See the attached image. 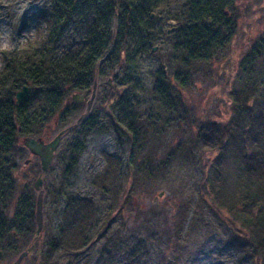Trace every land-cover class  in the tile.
<instances>
[{
    "label": "trees",
    "instance_id": "trees-1",
    "mask_svg": "<svg viewBox=\"0 0 264 264\" xmlns=\"http://www.w3.org/2000/svg\"><path fill=\"white\" fill-rule=\"evenodd\" d=\"M181 1L186 6L174 45L177 65L165 63L168 69L158 72L156 97L165 104L168 91L187 89L189 74L198 67H204L212 79L222 78L214 110L221 114L227 109L228 116L205 120L197 135L200 145L215 155L201 188L211 211L248 245L251 264H264V0L256 10V23L247 20L253 13L242 10L245 0H52L40 16L39 38L7 54L0 71L2 256L12 250L8 237L31 236L36 225L35 203L28 194L17 200L13 217L8 216L18 163L26 150L20 139L41 138L72 99L71 93L93 88L102 73L101 63L108 65L115 86L119 76L115 67L127 64L131 49L143 52L150 42V11ZM219 56L223 58L218 60ZM24 85L34 91L17 104L16 92ZM119 98L111 94L109 103H118ZM93 126L90 116L80 122V132L87 134ZM135 145L132 142L127 158L109 156L106 171L96 183L102 190L117 192L125 166H135ZM82 151L83 143L77 140L70 147L68 170L76 166ZM95 220L92 198L65 194L59 221L48 237V254L58 248L73 252L88 248L100 230ZM121 248L109 239L94 264H114Z\"/></svg>",
    "mask_w": 264,
    "mask_h": 264
},
{
    "label": "rangeland",
    "instance_id": "rangeland-1",
    "mask_svg": "<svg viewBox=\"0 0 264 264\" xmlns=\"http://www.w3.org/2000/svg\"><path fill=\"white\" fill-rule=\"evenodd\" d=\"M262 2H243L242 10L254 14L248 16L251 23H256V10L263 7ZM50 5L52 0H0V71L7 54L39 38L40 16ZM185 6L181 1L150 11V42L143 52L131 49L127 64L115 67L119 74L115 86L108 65L101 63L96 86L88 93H71L72 99L41 137L50 142L68 129L46 172H42L40 158L25 146L27 137L20 139L26 150L18 163L8 216L13 217L17 200L28 194L35 203L36 225L31 236L8 237L12 250L0 256V264H94L109 239L123 251L114 264L252 263L248 245L211 211L204 199L205 188H201L207 165L215 155L200 145L197 135L205 120L228 116L227 109L221 114L214 110L222 78L213 80L205 75L204 67H198L190 72L187 89L167 92V104H160L156 97L158 72L165 63L168 67L177 65L174 45ZM123 69L126 72L122 73ZM28 87L29 95L34 90ZM111 94H118V103H109ZM90 116L94 126L83 134L80 122ZM77 140L82 141L83 151L76 166L68 170L70 147ZM132 142L136 144L134 168L125 166L116 193L102 190L96 183L106 171L109 156L127 158ZM40 177L38 190L35 185ZM69 193L93 199L99 233L88 248L77 252L58 248L48 254V237L59 221L63 196ZM39 196L42 226L37 233ZM134 246L137 249L129 251Z\"/></svg>",
    "mask_w": 264,
    "mask_h": 264
},
{
    "label": "water",
    "instance_id": "water-1",
    "mask_svg": "<svg viewBox=\"0 0 264 264\" xmlns=\"http://www.w3.org/2000/svg\"><path fill=\"white\" fill-rule=\"evenodd\" d=\"M96 86V83H95ZM29 93V87L27 85L23 86L21 90H19L16 93V103L20 104L24 98L28 95ZM76 99V96H74ZM81 99H84V96H81ZM67 129L62 130L52 141L50 142H45L43 139H35L32 137H27L25 138L24 144L25 146L30 150V152L36 156L40 157V162H41V169L42 172H46L50 165L52 164L53 158L55 151L57 147L59 146L60 140L62 139L63 135L66 133ZM42 184V178L40 177L38 181L36 182V189H40V186ZM41 201L42 197L39 196L38 198V212H37V221H38V230L37 233L40 232L41 229ZM25 254V253H24ZM23 254V255H24ZM2 253L0 252V256Z\"/></svg>",
    "mask_w": 264,
    "mask_h": 264
}]
</instances>
